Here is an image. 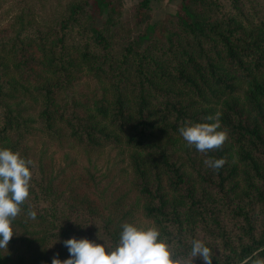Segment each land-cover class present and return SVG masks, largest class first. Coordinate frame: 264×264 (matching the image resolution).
<instances>
[{"label":"trees","instance_id":"trees-1","mask_svg":"<svg viewBox=\"0 0 264 264\" xmlns=\"http://www.w3.org/2000/svg\"><path fill=\"white\" fill-rule=\"evenodd\" d=\"M151 4L135 2V27ZM121 13V0H69L48 21L17 11L0 26V147L32 161L0 264L67 259L71 237L115 245L139 217L181 256L199 238L212 264L264 258V0H181L143 45L148 25L132 34ZM217 111L228 139L199 153L179 127ZM42 133L117 147L130 189L106 195L87 168L66 177L46 166L30 145ZM208 157L226 163L214 170Z\"/></svg>","mask_w":264,"mask_h":264},{"label":"clouds","instance_id":"clouds-1","mask_svg":"<svg viewBox=\"0 0 264 264\" xmlns=\"http://www.w3.org/2000/svg\"><path fill=\"white\" fill-rule=\"evenodd\" d=\"M221 113L210 114L204 122L184 120L179 133L189 147L207 154L222 149L228 139V132L220 121ZM226 163L224 158L208 157L206 167L219 170ZM32 161L18 151L0 147V248H6L14 235L12 222L21 212V206L30 195ZM35 219V211H29ZM118 242L115 245L97 243L88 238L71 237L63 241L69 257L61 260L53 256L51 264H195L199 257L204 264H212V251L204 240H190V251L178 255L174 243L161 237L155 225H139L123 222ZM252 264H264V258L253 260Z\"/></svg>","mask_w":264,"mask_h":264},{"label":"rangeland","instance_id":"rangeland-1","mask_svg":"<svg viewBox=\"0 0 264 264\" xmlns=\"http://www.w3.org/2000/svg\"><path fill=\"white\" fill-rule=\"evenodd\" d=\"M69 0H0V26L17 11L30 10L36 20L48 21L57 17ZM137 0H121L122 13L119 21H126L133 28L132 34L137 33L144 25H148L145 35L136 41L143 45L151 35L164 33V22L168 15L176 12L181 0H152L149 12L152 17L139 27L134 26L131 19L132 7ZM34 156L39 158L46 166H51L54 171H61L66 177L80 173L87 168L95 175L99 190L106 195L113 192L117 195L130 189V170L124 152L112 145L101 150H86L75 145L66 135L55 137L42 133L34 136L30 141ZM139 225H151L148 220L139 217Z\"/></svg>","mask_w":264,"mask_h":264}]
</instances>
